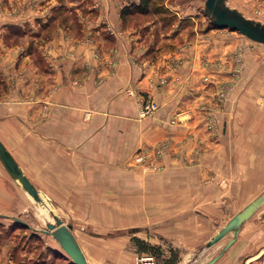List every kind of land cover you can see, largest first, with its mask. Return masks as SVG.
Masks as SVG:
<instances>
[{"label": "rangeland", "instance_id": "374dc122", "mask_svg": "<svg viewBox=\"0 0 264 264\" xmlns=\"http://www.w3.org/2000/svg\"><path fill=\"white\" fill-rule=\"evenodd\" d=\"M138 1L0 0L5 23L0 51L8 53L1 67L4 72L0 71V98L3 91H15L21 104L28 106L31 91L42 90L46 83L56 92L61 67L67 62L75 67L78 48L85 60L73 75V87L104 88L115 75L125 38L132 32L136 37L131 40L128 60L138 72L117 89L118 100H129L137 107L136 118L127 103L119 109L115 99L104 107L98 101L89 102L92 106L83 113L86 132H100L101 138L94 143L100 153L92 157L85 149L84 170L76 172L77 179L70 182L75 186L38 188L48 208L32 200L0 162V264H73L52 236L40 232L53 221L49 211L72 226L88 264H162L160 258L139 254L134 237L157 242L153 245L161 248L163 258L175 251L176 264H205L230 236L209 248L207 242L264 191V45L237 31L211 26L204 13L205 0H156L155 7L165 11L121 20L122 7ZM108 3L118 4L107 11ZM227 5L264 24V0H227ZM204 32H211L212 40L197 44L210 46L212 56L208 59L210 48H205L198 82L202 86L196 91L189 83V55L194 53L190 48L195 39ZM144 79L148 87H142ZM161 86H169L176 95L178 106L170 124L182 128L181 133L159 137L151 123L144 129L137 124L154 121L160 110ZM148 100L157 109L143 113ZM28 116L29 110L26 122ZM195 117L204 118L203 123L194 124ZM200 127L203 133L195 131ZM24 148L17 149L18 157L28 172L30 158ZM216 148L229 151L224 170H209L206 180L214 187L197 191L198 196H211L212 202L196 204L198 234L183 235L176 225L182 214L159 220L164 214L158 217L156 209H150L148 197L161 196L169 190L165 182L176 179L175 172L165 171L166 162L172 167L198 164L204 153ZM139 155L143 161L137 160ZM36 175L40 184L46 183L44 172ZM211 203L214 215L204 220L200 210ZM41 208L48 217L41 214ZM263 212L264 204L243 224L253 221L256 227L241 235L240 250H233L229 264H264ZM5 216L18 217L32 229Z\"/></svg>", "mask_w": 264, "mask_h": 264}, {"label": "crops", "instance_id": "0c3cea01", "mask_svg": "<svg viewBox=\"0 0 264 264\" xmlns=\"http://www.w3.org/2000/svg\"><path fill=\"white\" fill-rule=\"evenodd\" d=\"M116 3L115 5H117ZM108 3L106 6L107 11L115 9L117 6ZM20 22V21H19ZM26 22V21H25ZM16 25H21L17 21H13ZM4 22L0 17V31L5 30ZM1 37V36H0ZM133 32L125 38L123 52L120 51V64L115 67L116 73L109 79L108 86L100 89L89 87L86 89L85 85L82 87H73L72 78L76 74L77 68H83L84 56L79 53L82 48H78V61L75 67L69 66V62L64 64L60 70V87L56 92L52 91L50 85H43L42 90L36 89L30 93V104H21L19 93L12 91L6 94L2 92L0 98V141L5 145L7 150L11 153L18 165L21 167L25 175L31 183L38 189L43 186L45 188H67L75 186L70 182L77 179L76 172L83 171L85 165V149L91 151L92 157L98 156L99 146L97 149L94 147L95 141L101 138L100 132L93 130L86 132V124L84 121L83 113L86 107L92 106L89 102L98 101L101 107L110 104L112 100H118L117 89L121 83L130 82V77L135 78L138 75L137 71H133L129 64V47L132 38H135ZM212 40L211 32H204L195 39V45L190 48L191 52L189 58L191 61L190 79L191 87L198 90L201 85L199 77L202 74L201 60L204 59L202 53H206L203 45H198L200 41ZM120 41H123L120 39ZM1 43V39H0ZM202 43V42H201ZM206 49V50H207ZM189 50V49H188ZM189 51V52H190ZM6 51H0V71L4 72L3 68L5 61ZM14 54V52H13ZM211 48L207 52L208 59L211 58ZM14 56V55H13ZM16 57V56H15ZM29 57H27L28 59ZM26 58H24V62ZM207 59V58H206ZM7 60V57H6ZM205 60V59H204ZM24 64V63H23ZM30 65V64H29ZM10 71V68H8ZM32 67L30 66V71ZM78 73V72H77ZM185 75V74H184ZM127 80V81H126ZM142 80L140 83L142 87H146L147 83ZM169 87V86H168ZM161 86L160 94H158V101L160 102V110L154 116L153 122L143 121L137 123L141 129L148 127L151 123L152 129L157 133V136L163 137L169 134L181 133L182 128L170 124L171 115L178 106L176 95L173 91L170 93V88ZM168 88V89H167ZM22 92L25 91L22 88ZM34 93V94H33ZM18 94V95H17ZM108 95V99L104 96ZM118 100L117 108H124L123 104L129 105V110L136 118L137 107L129 100ZM29 110L28 122L25 120V115ZM44 111L45 116L42 117ZM122 110V109H121ZM126 110V109H124ZM204 118L195 117L192 119L194 124L203 123ZM204 127L197 128L195 131L203 133ZM148 132V131H147ZM93 146V148H92ZM27 148L29 153V171L27 172L19 159L20 152L18 148ZM24 148V149H25ZM235 154V153H234ZM229 155L227 149L216 148L214 152L204 153L202 162L190 166L172 167L166 162V170L175 172L176 179L171 182H165L168 191L163 192V196H149V207L155 208L157 216L160 217L164 214L163 219L167 217L182 214V218L176 223L177 227L182 231L181 233L188 235H196V223L198 219V207L196 204L212 202L206 194L198 196L197 191L199 188L214 187V183L206 180L209 170L215 173L223 172V163L227 162L226 156ZM210 156H218L210 159ZM220 158V159H219ZM215 161L213 164L212 161ZM93 163V162H92ZM99 163V162H98ZM44 172L46 183L40 184L37 180L36 173ZM176 174V175H175ZM217 178V177H216ZM15 182V181H14ZM39 191V190H38ZM40 192V191H39ZM43 200L44 197L40 192ZM150 199H155L151 201ZM46 201V200H45ZM156 204V205H155ZM155 205V206H154ZM203 212L204 220H211L214 215V208L212 203L205 205L201 210ZM261 224V223H260ZM256 227L255 222L248 221L240 231L237 243H234L222 256L216 264H229L233 250H240V241L242 234H249L250 231ZM144 239V237H138ZM146 240V239H145ZM151 244H158L157 242L150 241ZM237 244V245H235ZM236 248V249H235ZM235 253V252H234ZM233 253V254H234ZM256 257V256H255ZM226 258V259H225Z\"/></svg>", "mask_w": 264, "mask_h": 264}, {"label": "water", "instance_id": "95a60500", "mask_svg": "<svg viewBox=\"0 0 264 264\" xmlns=\"http://www.w3.org/2000/svg\"><path fill=\"white\" fill-rule=\"evenodd\" d=\"M204 13L209 22L216 28L229 29L237 31L246 38L264 45V24L253 19L246 18L238 10L230 8L227 0H205ZM0 162L9 176L28 194V196L39 205H45L40 192L31 183L21 167L7 150L5 145L0 141ZM264 204V191L253 201L248 203L241 211L237 212L206 244L209 248L227 236L228 241L221 248L219 253L208 260L205 264H214L237 240L243 224L249 220ZM53 221L46 223V229L40 232L52 236L60 248L70 257L73 264H88L87 259L77 242L72 226L66 224L55 213L49 211ZM264 216V212L262 213ZM4 217V216H3ZM13 221L28 227L31 226L24 220L14 217L5 216Z\"/></svg>", "mask_w": 264, "mask_h": 264}, {"label": "trees", "instance_id": "16d2710c", "mask_svg": "<svg viewBox=\"0 0 264 264\" xmlns=\"http://www.w3.org/2000/svg\"><path fill=\"white\" fill-rule=\"evenodd\" d=\"M155 1L156 0H139L136 3L132 2L123 6L120 10L121 20L125 21V19H127L128 17L136 14L147 15L152 11H165V9L163 8L155 7ZM211 26L213 25L211 24ZM132 240L139 254L160 258L162 264H176L178 262L177 254L173 250H170L169 257L163 258V251L158 245L150 244L149 242L144 241L143 239H140L138 237H134Z\"/></svg>", "mask_w": 264, "mask_h": 264}, {"label": "built area", "instance_id": "2783aa9c", "mask_svg": "<svg viewBox=\"0 0 264 264\" xmlns=\"http://www.w3.org/2000/svg\"><path fill=\"white\" fill-rule=\"evenodd\" d=\"M143 104H144L143 105V113H145V112H152V111H155L157 109V104L154 103V102H151L149 100L146 101V102H144ZM136 158L139 161H141V160L143 161L144 160V156L143 155H139ZM146 264H148V263H146ZM149 264H151V263H149Z\"/></svg>", "mask_w": 264, "mask_h": 264}, {"label": "bare ground", "instance_id": "6f19581e", "mask_svg": "<svg viewBox=\"0 0 264 264\" xmlns=\"http://www.w3.org/2000/svg\"><path fill=\"white\" fill-rule=\"evenodd\" d=\"M42 197V196H41ZM43 199V198H42ZM44 201V200H43ZM44 203H45V201H44ZM41 207H44V208H48L47 207V204L45 203V205H40ZM40 212H41V214H43L45 217H48V214L44 211V209H40Z\"/></svg>", "mask_w": 264, "mask_h": 264}]
</instances>
